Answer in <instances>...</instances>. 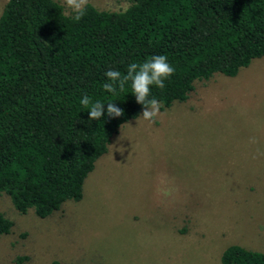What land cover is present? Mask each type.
Listing matches in <instances>:
<instances>
[{
    "label": "trees",
    "instance_id": "1",
    "mask_svg": "<svg viewBox=\"0 0 264 264\" xmlns=\"http://www.w3.org/2000/svg\"><path fill=\"white\" fill-rule=\"evenodd\" d=\"M122 12L88 4L80 21L55 0H8L0 15V193L44 219L67 201L108 152L112 137L142 115L131 81L105 92L106 72L164 55L174 74L151 87L160 109L184 103L196 82L234 78L264 56V0H126ZM115 103L124 115L90 121L80 100ZM13 222L0 212V235ZM26 259V258H23ZM221 264H264L229 246Z\"/></svg>",
    "mask_w": 264,
    "mask_h": 264
},
{
    "label": "rangeland",
    "instance_id": "2",
    "mask_svg": "<svg viewBox=\"0 0 264 264\" xmlns=\"http://www.w3.org/2000/svg\"><path fill=\"white\" fill-rule=\"evenodd\" d=\"M0 212L13 222L0 264H221L233 245L264 254V56L234 78L196 82L152 122L125 123L81 201L40 219L0 193Z\"/></svg>",
    "mask_w": 264,
    "mask_h": 264
},
{
    "label": "clouds",
    "instance_id": "3",
    "mask_svg": "<svg viewBox=\"0 0 264 264\" xmlns=\"http://www.w3.org/2000/svg\"><path fill=\"white\" fill-rule=\"evenodd\" d=\"M89 0H64L68 11L65 15H73L75 21H80L85 14ZM174 74V68L167 62V57L159 55L152 57L142 64L131 63L127 68V74L122 75L116 70L106 72L107 82L103 85L105 92L113 95L117 91H123L125 85L131 81L132 95L135 96L138 104L143 106L142 115L139 116L144 121L152 122L160 115V104L155 98H149L151 87L156 86L160 89L165 87L164 81ZM80 103L89 109L90 121L99 120L105 115L107 106V116L111 118L124 115L123 111L115 103L104 104L100 101L92 102L85 95ZM160 189H158L159 193Z\"/></svg>",
    "mask_w": 264,
    "mask_h": 264
}]
</instances>
